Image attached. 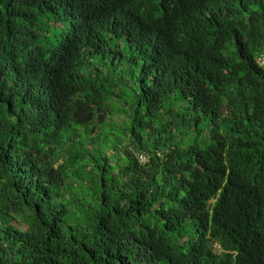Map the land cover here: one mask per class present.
Listing matches in <instances>:
<instances>
[{
    "label": "trees",
    "instance_id": "obj_1",
    "mask_svg": "<svg viewBox=\"0 0 264 264\" xmlns=\"http://www.w3.org/2000/svg\"><path fill=\"white\" fill-rule=\"evenodd\" d=\"M263 53L264 0H0V264H264Z\"/></svg>",
    "mask_w": 264,
    "mask_h": 264
},
{
    "label": "built area",
    "instance_id": "obj_2",
    "mask_svg": "<svg viewBox=\"0 0 264 264\" xmlns=\"http://www.w3.org/2000/svg\"><path fill=\"white\" fill-rule=\"evenodd\" d=\"M257 61H258V63H259L261 66H264V53L261 54V56L258 57ZM140 158H141V161H146V160H147V157L144 156V155H141Z\"/></svg>",
    "mask_w": 264,
    "mask_h": 264
},
{
    "label": "bare ground",
    "instance_id": "obj_3",
    "mask_svg": "<svg viewBox=\"0 0 264 264\" xmlns=\"http://www.w3.org/2000/svg\"><path fill=\"white\" fill-rule=\"evenodd\" d=\"M260 65V64H259ZM264 67V66H263Z\"/></svg>",
    "mask_w": 264,
    "mask_h": 264
}]
</instances>
